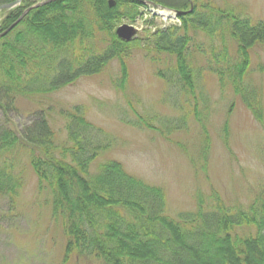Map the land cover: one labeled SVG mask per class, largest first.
I'll return each mask as SVG.
<instances>
[{"label":"trees","instance_id":"obj_1","mask_svg":"<svg viewBox=\"0 0 264 264\" xmlns=\"http://www.w3.org/2000/svg\"><path fill=\"white\" fill-rule=\"evenodd\" d=\"M14 1L0 0V6ZM39 2L0 38L2 116L8 119L19 99L38 108L18 128L0 126V196L15 205L26 164L38 194L48 193L51 217L62 227L61 264L73 258L82 264H264V186L245 205L227 203L212 191L205 199L198 195L193 210L169 215L161 187L130 175L115 160L98 161L114 140L88 120L82 105L56 108L50 102V95L100 74L112 62L118 64L115 87L124 90L135 47L145 57L154 54L151 62L161 61L154 74L167 90L177 91V102L168 95L172 110L185 111L179 118L141 115L127 103L132 126L160 135L182 132L190 114L205 131L202 113L207 109L197 91L207 70L263 127L261 92L246 75L251 50L264 49V20L251 23L213 0H114L112 7L107 0H22L0 12V34ZM143 2L183 12L179 24L151 30L152 22L146 20L150 28L137 38L119 40L116 28L140 16ZM199 35L216 45L196 44ZM194 56L204 59V66L194 63ZM202 148L206 153L207 138Z\"/></svg>","mask_w":264,"mask_h":264},{"label":"rangeland","instance_id":"obj_2","mask_svg":"<svg viewBox=\"0 0 264 264\" xmlns=\"http://www.w3.org/2000/svg\"><path fill=\"white\" fill-rule=\"evenodd\" d=\"M213 2L251 23L264 20V0ZM138 10L140 16L133 24L139 34L150 28L145 20H152L151 30L174 23L152 17L149 8L140 6ZM121 24L132 23L123 20ZM196 44H203L205 48L216 45L204 35L197 37ZM130 53L124 90L115 87L113 80L118 75V64L112 62L100 74L81 78L50 95V102L56 108L82 105L88 120L114 140V146L98 161L115 160L130 175L161 187L169 215L193 210L196 197L205 199L212 191L227 203L248 204L253 193L264 186V126L252 119L229 87L221 90L215 75L207 70L201 73L197 91L207 109L202 113L205 131L190 114L187 129L182 132L160 135L132 126L133 114L127 103L141 115L158 113L179 118L185 109L172 110L168 95L175 102L179 101V95L172 88L167 90L164 82L155 76L154 68L161 67V61L151 62L154 54L145 57V52L135 47ZM250 57L247 81L261 92L264 105V73H259V67L264 66V49L254 47ZM193 60L204 66V59L194 56ZM198 105L202 107L201 101ZM16 108L8 119L0 112V126L9 123L11 128L20 127L29 121L31 112L38 110L35 104L23 99L16 102ZM53 127L59 131L61 125L56 122ZM205 138L208 139L206 153L202 148ZM20 162L25 164L24 156ZM38 193L36 178L25 164L23 187L15 205L0 196V264H61L65 243L62 227L51 217L48 193ZM68 264L82 263L73 258Z\"/></svg>","mask_w":264,"mask_h":264},{"label":"water","instance_id":"obj_3","mask_svg":"<svg viewBox=\"0 0 264 264\" xmlns=\"http://www.w3.org/2000/svg\"><path fill=\"white\" fill-rule=\"evenodd\" d=\"M22 0H15L12 3L9 4H4L2 6H0V12L3 10H11L15 7H17ZM49 1H56V0H49ZM48 2V1H47ZM43 2H39L31 7H29L28 9H26L22 15L20 16V18L17 20V22H15L10 28H8L6 31H4L3 33L0 34V38L3 37L4 35H6L29 11H31L34 8L39 7L40 5H42ZM108 5L109 7L114 6L115 2L113 0H108ZM149 5H152L151 3L146 2ZM192 8H190L191 10ZM177 16L183 14V12H174ZM137 31L129 25H121L119 27H117V29L115 30V35L116 37L123 41V42H130L132 39L135 38Z\"/></svg>","mask_w":264,"mask_h":264},{"label":"bare ground","instance_id":"obj_4","mask_svg":"<svg viewBox=\"0 0 264 264\" xmlns=\"http://www.w3.org/2000/svg\"><path fill=\"white\" fill-rule=\"evenodd\" d=\"M190 7L192 8V5H190ZM19 18H20V17H19ZM19 18H18V19H19ZM16 22H17V21H16ZM14 23H15V22H14ZM14 23H13V24H14ZM13 24H12V25H13ZM12 25H11V26H12ZM16 25H17V24H16ZM11 26H10V27H11ZM10 27H9V28H10ZM59 124L61 125V123H59Z\"/></svg>","mask_w":264,"mask_h":264}]
</instances>
